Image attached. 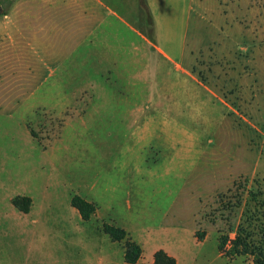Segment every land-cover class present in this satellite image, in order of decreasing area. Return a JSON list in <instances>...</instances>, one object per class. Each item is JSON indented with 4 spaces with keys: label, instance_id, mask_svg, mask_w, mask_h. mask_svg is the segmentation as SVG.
<instances>
[{
    "label": "rangeland",
    "instance_id": "374dc122",
    "mask_svg": "<svg viewBox=\"0 0 264 264\" xmlns=\"http://www.w3.org/2000/svg\"><path fill=\"white\" fill-rule=\"evenodd\" d=\"M76 195L147 261L252 264L219 239L264 233V0H0V215Z\"/></svg>",
    "mask_w": 264,
    "mask_h": 264
},
{
    "label": "crops",
    "instance_id": "0c3cea01",
    "mask_svg": "<svg viewBox=\"0 0 264 264\" xmlns=\"http://www.w3.org/2000/svg\"><path fill=\"white\" fill-rule=\"evenodd\" d=\"M109 15L127 27L130 26L118 12L111 11L98 24L95 31L97 41L101 39L98 33L102 29L105 33L103 40L106 39L109 31L107 29L111 26ZM159 52L170 60V57L163 51L159 50ZM69 203L72 206V202ZM69 203H65V205L69 206ZM61 204L64 202H46L43 210L34 215L32 200L28 214L14 206L15 209L12 211L0 215L1 218L9 219L0 222V264H127L125 262V248L123 252L117 253L114 246L119 242H114L104 232L103 224L97 223V218H101V221L106 220L107 223L117 225L109 213H106L108 215L103 213V209L99 205L96 214L93 215L94 217L92 216L89 221H84L76 208L72 206V209L61 210ZM65 221L68 223L76 221L77 224L74 227L70 225L68 228V225L62 224ZM55 222H59L58 226L61 227L57 231L50 229L56 226L53 224ZM85 224H89L90 227L93 226L89 235L85 234L86 231L82 232V229L85 230ZM126 231L134 236L130 229ZM133 241L140 244L136 237ZM140 245L142 246V244ZM166 252L176 258L169 251ZM145 261L146 263H143ZM153 263L154 258L147 261L143 253L142 258L135 264Z\"/></svg>",
    "mask_w": 264,
    "mask_h": 264
},
{
    "label": "trees",
    "instance_id": "16d2710c",
    "mask_svg": "<svg viewBox=\"0 0 264 264\" xmlns=\"http://www.w3.org/2000/svg\"><path fill=\"white\" fill-rule=\"evenodd\" d=\"M5 1L11 2L14 0ZM32 136H34L33 133ZM13 205L28 214L32 206V199L28 196H18L14 198ZM72 206L79 211L84 221H89L98 210L94 203L78 195L73 197ZM103 230L114 242H125V262L127 264H135L142 258L144 253L142 246L133 241L124 228L104 222ZM205 237V232L196 234V238L200 242H203ZM219 252L228 259L246 257L251 260L252 264H264V233L258 238L242 227L235 232L233 237L223 233L219 239ZM153 264H178V262L176 258L170 256L164 249H160L154 254Z\"/></svg>",
    "mask_w": 264,
    "mask_h": 264
}]
</instances>
